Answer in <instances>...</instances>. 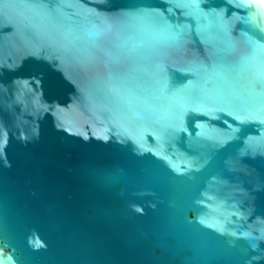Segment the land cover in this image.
I'll return each instance as SVG.
<instances>
[{
    "label": "water",
    "instance_id": "95a60500",
    "mask_svg": "<svg viewBox=\"0 0 264 264\" xmlns=\"http://www.w3.org/2000/svg\"><path fill=\"white\" fill-rule=\"evenodd\" d=\"M0 264H264V0H0Z\"/></svg>",
    "mask_w": 264,
    "mask_h": 264
}]
</instances>
